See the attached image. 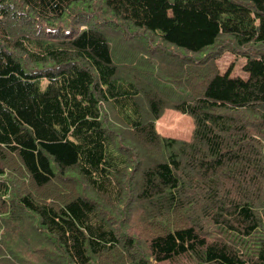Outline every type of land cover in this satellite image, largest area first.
I'll use <instances>...</instances> for the list:
<instances>
[{
    "label": "trees",
    "instance_id": "16d2710c",
    "mask_svg": "<svg viewBox=\"0 0 264 264\" xmlns=\"http://www.w3.org/2000/svg\"><path fill=\"white\" fill-rule=\"evenodd\" d=\"M164 263L264 264V0H0V264Z\"/></svg>",
    "mask_w": 264,
    "mask_h": 264
},
{
    "label": "rangeland",
    "instance_id": "374dc122",
    "mask_svg": "<svg viewBox=\"0 0 264 264\" xmlns=\"http://www.w3.org/2000/svg\"><path fill=\"white\" fill-rule=\"evenodd\" d=\"M219 52L222 53L215 59V62L221 73H225L229 67L233 65V71L231 74L232 77L240 76L243 78H248V73L243 70V66L246 63L245 57L237 56L236 53L230 50H221ZM217 53L218 51L216 54ZM174 123H180V125H182L184 128H182L180 131H175L173 129ZM156 129L161 135L167 137L190 140L194 129V122L190 116L168 109L165 114L157 121ZM172 130H174V132ZM201 224L206 226L205 228L207 229L211 227V225L209 226L206 221H203Z\"/></svg>",
    "mask_w": 264,
    "mask_h": 264
}]
</instances>
